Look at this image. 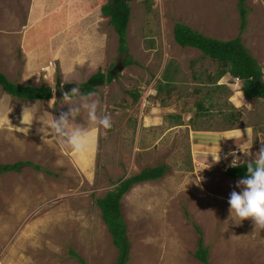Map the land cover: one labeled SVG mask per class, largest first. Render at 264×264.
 <instances>
[{
    "label": "rangeland",
    "instance_id": "374dc122",
    "mask_svg": "<svg viewBox=\"0 0 264 264\" xmlns=\"http://www.w3.org/2000/svg\"><path fill=\"white\" fill-rule=\"evenodd\" d=\"M108 1L0 0V73L17 85L50 87L56 97L52 109V99L17 100L0 88V164L31 163L0 174V264H81L71 251L86 264H114L117 249L95 200L119 180L162 165L160 179L134 185L121 199L126 264H201L193 256L199 237L194 225L209 264H264V230L255 231L251 220L229 221L228 199L239 191V179L225 172L234 157L193 171L186 140L189 129L236 126L243 132L251 128L260 148L264 100L243 99L242 83L230 76L219 81L228 91L213 92L209 80L218 64L197 49L178 46L172 32L179 23L210 39L239 38L264 80V0H245L243 30L238 0H129L127 54L122 55L118 36L101 13ZM128 58L129 66L93 91L112 127L99 129L87 153L74 154L55 140L44 144L39 122L27 136L16 131L24 127L23 107L37 104V115L58 116L68 110L61 103L64 92ZM199 104L204 120L196 115ZM187 117L191 120H181ZM176 123L189 129L177 131ZM259 148L252 147L253 156Z\"/></svg>",
    "mask_w": 264,
    "mask_h": 264
},
{
    "label": "trees",
    "instance_id": "16d2710c",
    "mask_svg": "<svg viewBox=\"0 0 264 264\" xmlns=\"http://www.w3.org/2000/svg\"><path fill=\"white\" fill-rule=\"evenodd\" d=\"M245 0H238L240 10V26L243 30L246 25L247 11L244 7ZM101 13L108 18L109 24L113 27L118 36V44L120 54H127L126 34L131 14L129 0H109L106 5L101 8ZM173 38L175 43L184 48L192 47L201 52L202 57L208 58L216 62L220 67L215 78L210 79L209 84H215L212 81H218L221 78L230 76L237 78L241 83V91L247 100L261 99L264 100V80L262 78L261 68L257 62L251 57L249 52L244 48L239 38L228 41H219L205 37L195 32L191 28L183 24H175L173 27ZM128 58L122 63L125 67L131 64ZM115 76L110 71L106 74L99 71L88 78V80L79 85L81 92H93L96 88L110 83ZM56 87L59 88V81H56ZM226 88V86H224ZM0 88L7 95L24 101H40L45 102L52 99V89L47 86H25L17 85L10 82L7 77L0 73ZM133 99H139V93H131ZM199 108H202L199 104ZM28 162H15L11 164H0V174L19 171ZM38 169V167H36ZM165 166L154 168H146L138 174H134L128 178L121 179L116 186L105 194L102 198H97L95 203L100 210L101 220L107 227L111 236L112 243L117 249V258L114 264H126L129 252V242L126 237V225L121 214L120 202L122 197L134 186L148 181H156L165 173ZM247 174L245 166L229 167L225 175L229 178L240 179ZM197 233V248L193 254L201 264H209L208 249L203 245L202 233L198 226L194 225ZM71 256L78 259L81 264H86L74 252H70Z\"/></svg>",
    "mask_w": 264,
    "mask_h": 264
},
{
    "label": "clouds",
    "instance_id": "9594fccd",
    "mask_svg": "<svg viewBox=\"0 0 264 264\" xmlns=\"http://www.w3.org/2000/svg\"><path fill=\"white\" fill-rule=\"evenodd\" d=\"M232 80L236 85L240 82L237 78H232ZM240 95L243 97V91ZM55 101L56 97L53 94L52 100L49 102L50 108L55 109ZM61 103L67 106L68 110L61 111L58 116L48 111H43L37 115V104L23 107L20 123L24 127H16L15 129L27 136L33 123L39 122L41 126L37 128V134L40 135L44 144L49 140H55L61 147L70 149L74 154L83 155L92 148L95 134L99 129L107 130L112 127V117L101 110L100 101L96 98L95 92H81L79 86L64 92ZM198 114H196L197 117ZM81 115L85 118V123L77 121V117ZM175 117L178 121L180 120V117ZM3 119L0 117V123L3 122ZM183 120L191 119L183 118ZM235 131L237 134L231 139L236 141L243 139V144L237 143V146L239 151L243 152L248 159L241 160L237 153H230L234 159L229 166L235 168L243 165L247 169V174L236 183V188L239 191L233 190L230 193L228 199L229 221H234L239 225L245 220H251L255 231L264 230V139H260L259 151L253 156L251 149L256 142H253V130L251 128L246 129L247 140H244L243 131L240 129Z\"/></svg>",
    "mask_w": 264,
    "mask_h": 264
},
{
    "label": "crops",
    "instance_id": "0c3cea01",
    "mask_svg": "<svg viewBox=\"0 0 264 264\" xmlns=\"http://www.w3.org/2000/svg\"><path fill=\"white\" fill-rule=\"evenodd\" d=\"M52 68V67H51ZM50 69V68H49ZM215 84H209L211 88L213 89V92H222V91H228L229 87H224L223 83H219L218 81H212ZM211 89V90H212ZM233 97V96H232ZM232 97L228 99V102H232ZM238 102L242 103L240 99H238ZM204 103V102H203ZM236 108V103H231ZM201 112L198 114V117H202L204 120V116L207 117V114H204V108H201ZM203 111V113H202ZM212 112V111H208ZM218 112V111H217ZM188 119V117L186 118ZM183 120V119H181ZM193 122V121H192ZM201 122H203L201 120ZM194 126L197 125V123L193 124ZM236 125V124H235ZM173 128H177L176 130H188V126H184L181 123H176ZM196 127V126H195ZM236 129L243 130L240 127L233 126V128L229 129H216L210 128L206 130H199V129H189L188 130V138L186 139L189 145V151H190V157L188 158L189 162L193 166V171H204V168L206 170L212 168L210 165L215 166L218 164H222L223 158L230 154V152L239 151L237 143L243 144V139L236 141L235 139H231L233 136H235ZM246 132V131H244ZM247 132L246 136H244V140H247ZM258 143L254 145V149L258 150ZM189 155V154H188ZM231 156V155H230ZM220 157V159H219ZM218 161H216V160ZM153 181H148L144 183H151Z\"/></svg>",
    "mask_w": 264,
    "mask_h": 264
},
{
    "label": "water",
    "instance_id": "95a60500",
    "mask_svg": "<svg viewBox=\"0 0 264 264\" xmlns=\"http://www.w3.org/2000/svg\"><path fill=\"white\" fill-rule=\"evenodd\" d=\"M124 68V65L121 63V60L114 66L112 71H110L111 75H115L117 72L121 71Z\"/></svg>",
    "mask_w": 264,
    "mask_h": 264
},
{
    "label": "bare ground",
    "instance_id": "6f19581e",
    "mask_svg": "<svg viewBox=\"0 0 264 264\" xmlns=\"http://www.w3.org/2000/svg\"><path fill=\"white\" fill-rule=\"evenodd\" d=\"M48 101H50V100H48ZM47 102V101H46Z\"/></svg>",
    "mask_w": 264,
    "mask_h": 264
}]
</instances>
